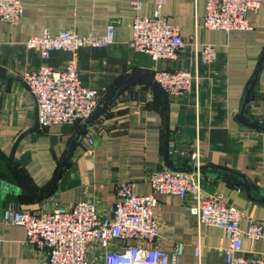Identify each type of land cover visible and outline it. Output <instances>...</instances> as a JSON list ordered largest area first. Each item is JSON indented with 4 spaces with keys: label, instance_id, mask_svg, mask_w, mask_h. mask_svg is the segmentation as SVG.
Segmentation results:
<instances>
[{
    "label": "crops",
    "instance_id": "obj_1",
    "mask_svg": "<svg viewBox=\"0 0 264 264\" xmlns=\"http://www.w3.org/2000/svg\"><path fill=\"white\" fill-rule=\"evenodd\" d=\"M132 1L21 0L23 12L16 24L0 20V213L9 204L35 212L85 199L107 214L115 200V180H131L136 194L150 192L147 176L153 168L166 167L168 139L169 156L185 169L188 151L199 146L201 187L243 211L242 231L249 218L264 221V202L257 200L264 196L254 190L249 196L237 184L240 176L264 193V62L245 108L246 118L263 128L245 126L237 117L264 49V0L259 14L247 13L250 30L229 32L200 28L205 0H166L163 14L180 27L184 40L198 28L199 41L216 46L218 59L210 64L195 60L189 49L176 59L158 61L132 50L127 42L134 17L151 16L156 6L154 0H139L142 9L136 10ZM110 21L117 22L115 42L106 48H80L79 77L83 85L104 93L99 105L126 86L81 131L61 165L82 124L39 127L34 98L22 77L41 65L64 67L71 53L52 51L42 59L23 42L44 30L53 36L62 29L79 35L102 33ZM176 68L196 73L198 83L170 97L156 85L153 72ZM175 148L184 151L179 159L170 154ZM158 200L163 249L172 253L176 243L184 245L176 264H226L222 228L198 230L181 199L160 195ZM0 236V264H47L45 252L26 241L22 226L0 223ZM198 244L200 257L194 255ZM242 247L264 254V237L253 242L244 237Z\"/></svg>",
    "mask_w": 264,
    "mask_h": 264
},
{
    "label": "built area",
    "instance_id": "obj_2",
    "mask_svg": "<svg viewBox=\"0 0 264 264\" xmlns=\"http://www.w3.org/2000/svg\"><path fill=\"white\" fill-rule=\"evenodd\" d=\"M165 3L166 0H154L156 6L151 16L134 17L128 46L153 61L176 59L184 49L204 64L218 59L214 44L199 41L198 28L184 40L180 27L163 14ZM131 4L136 10L142 9L139 0ZM262 4L263 0H205L200 28L250 30L247 13L259 14ZM22 12L21 0H0L1 21L16 24ZM116 31L117 22L110 21L102 33L92 30L79 35L62 29L53 36L44 30L23 42L26 49L36 51L42 59L49 58L52 51L71 53L64 67L41 65L22 77L34 98L39 127L67 122L83 124L92 115L103 92L82 84L77 51L82 47H108L115 42ZM153 73L156 85L170 97L181 96L198 83L196 73L182 68L154 69ZM188 152L191 170L153 168L147 176V194L133 192L129 179L115 180V200L107 214L99 211L95 202L85 199L69 207L55 203L49 211L35 212L9 204L0 213V223L22 226L26 241L45 252L47 264H176L184 245L176 243L172 253L163 249L156 215L158 196L170 195L187 205L198 230L207 226L223 229L226 264H264V254L242 247L244 237L252 242L264 237V221L249 218L248 228L242 231L239 223L243 211L219 196L206 194L201 187L203 160L199 146L193 145ZM182 153L179 148L170 152L174 159ZM194 255L200 257V244L194 247Z\"/></svg>",
    "mask_w": 264,
    "mask_h": 264
},
{
    "label": "water",
    "instance_id": "obj_3",
    "mask_svg": "<svg viewBox=\"0 0 264 264\" xmlns=\"http://www.w3.org/2000/svg\"><path fill=\"white\" fill-rule=\"evenodd\" d=\"M264 62V49H263V52L258 60V63H257V69L255 70L254 72V77L251 78L250 82H249V87H248V91H247V95L244 99V103H243V106H242V109L239 110V114H237V117H238V120L245 126H248V127H253V128H263L261 127V125L259 123H257L256 121H252L248 118H246L245 116V108L247 106V103H248V98H249V94H251V90L253 89L254 85H255V82L257 81V77H258V74H259V71L261 69V66H262V63ZM126 86V85H125ZM123 86V87H125ZM123 87L121 89H119V91H117V93H115L114 95L110 96L108 99H106L105 101H103V103H101L99 106H97V108L94 110V112L92 113V115L82 124L81 126V129L77 132V134L72 138L71 140V143H70V147L68 149V153H67V156L63 158V161L61 162V165H64L67 161V158L68 156H70L74 150V147H75V143H77V141H79L80 137H81V131L83 129H85L86 127L88 126H91L94 122V120L99 116L101 115L107 107H109L111 105V103L115 100L116 96L119 94V92L123 91ZM168 140V139H167ZM165 142V150H164V158H165V163H166V167L170 168V169H173V170H191V169H185L183 167H179V166H176L174 161L171 159V157L169 156V150H168V142L167 141ZM204 166H202L201 168H203ZM239 181L237 184L241 185L245 191L248 193V195L250 196V191L251 190H254L257 192V194H259L260 196H264V193L259 190L257 188L256 185H253L249 182L246 181V179H244L243 177H240L239 176ZM259 201H262L264 202V198H260V199H257Z\"/></svg>",
    "mask_w": 264,
    "mask_h": 264
},
{
    "label": "trees",
    "instance_id": "obj_4",
    "mask_svg": "<svg viewBox=\"0 0 264 264\" xmlns=\"http://www.w3.org/2000/svg\"><path fill=\"white\" fill-rule=\"evenodd\" d=\"M103 96H104V93H103Z\"/></svg>",
    "mask_w": 264,
    "mask_h": 264
}]
</instances>
